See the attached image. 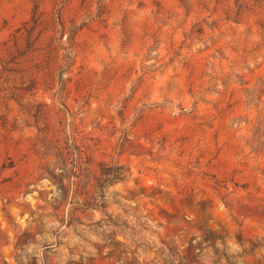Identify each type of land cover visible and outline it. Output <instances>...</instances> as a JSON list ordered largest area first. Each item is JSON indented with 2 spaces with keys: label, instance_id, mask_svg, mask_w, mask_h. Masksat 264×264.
<instances>
[{
  "label": "rangeland",
  "instance_id": "1",
  "mask_svg": "<svg viewBox=\"0 0 264 264\" xmlns=\"http://www.w3.org/2000/svg\"><path fill=\"white\" fill-rule=\"evenodd\" d=\"M0 264H264V0H0Z\"/></svg>",
  "mask_w": 264,
  "mask_h": 264
}]
</instances>
